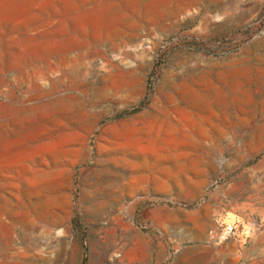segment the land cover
Masks as SVG:
<instances>
[{
    "label": "rangeland",
    "instance_id": "rangeland-1",
    "mask_svg": "<svg viewBox=\"0 0 264 264\" xmlns=\"http://www.w3.org/2000/svg\"><path fill=\"white\" fill-rule=\"evenodd\" d=\"M0 264H264V0H0Z\"/></svg>",
    "mask_w": 264,
    "mask_h": 264
}]
</instances>
